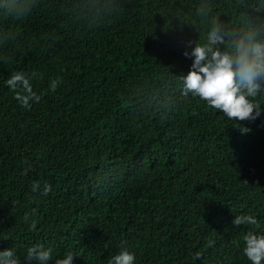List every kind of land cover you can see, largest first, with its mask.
I'll return each mask as SVG.
<instances>
[{
  "label": "trees",
  "instance_id": "1",
  "mask_svg": "<svg viewBox=\"0 0 264 264\" xmlns=\"http://www.w3.org/2000/svg\"><path fill=\"white\" fill-rule=\"evenodd\" d=\"M119 2L112 18L84 0H41L26 18H0L14 34L0 44V237H10L0 249L23 259L42 243L54 257L73 251V264H108L122 248L136 264H251L242 236L254 226L232 220L252 214L264 230V111L228 120L180 92L192 63L184 41L202 32L199 0ZM212 3L230 19L228 0ZM14 70L41 77L30 109L4 83ZM36 182L51 191L33 192ZM33 209L34 231L24 222Z\"/></svg>",
  "mask_w": 264,
  "mask_h": 264
},
{
  "label": "clouds",
  "instance_id": "2",
  "mask_svg": "<svg viewBox=\"0 0 264 264\" xmlns=\"http://www.w3.org/2000/svg\"><path fill=\"white\" fill-rule=\"evenodd\" d=\"M41 0H0V18L20 20L26 18L39 7ZM83 8L97 19L115 16L120 10L119 0H84ZM228 16L225 19L213 8L212 0H199L193 17L202 32L198 40L184 41L183 56L192 60L190 70L179 75V90L183 96L189 95L203 101L207 106L221 112L228 120H256L262 114L261 98H264V0H228ZM244 8L240 14L238 9ZM250 9V11H249ZM170 17L183 24L187 15L183 9L170 11ZM14 34L0 31V44L10 41ZM6 57L0 56V60ZM41 78L38 73H26L14 70L4 81L14 99L30 109L39 103L41 95L33 89V79ZM62 83L60 77L49 82V88L55 91ZM159 102L167 106L170 101L152 97L149 103ZM241 132L250 129L241 127ZM51 184L33 183V192L47 195ZM35 209L24 216V222L31 230L37 223L32 218ZM232 224L254 226L243 236V255L251 264H264V230L260 221L252 214L235 215ZM9 239V236L0 237ZM200 254L196 253L195 258ZM76 254L69 250L54 257L53 248L42 243L27 247L21 255L15 247L0 249V264H73ZM136 253L122 248L111 255L108 264H136Z\"/></svg>",
  "mask_w": 264,
  "mask_h": 264
}]
</instances>
